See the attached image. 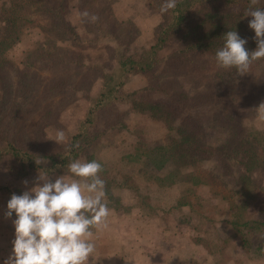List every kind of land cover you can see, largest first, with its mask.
Here are the masks:
<instances>
[{
    "label": "rangeland",
    "instance_id": "rangeland-1",
    "mask_svg": "<svg viewBox=\"0 0 264 264\" xmlns=\"http://www.w3.org/2000/svg\"><path fill=\"white\" fill-rule=\"evenodd\" d=\"M155 1L64 0L62 17L74 33L68 36L49 20L48 0H0V67L4 65L7 75L0 77V90L6 95L5 84L10 83L8 98L0 101L7 103L0 136L36 152L60 149L67 136L81 128L102 71L117 72L113 47L137 55L155 42L161 20ZM85 10L99 17L98 40L92 37L90 18L80 15ZM251 19L245 16L248 24ZM53 25L58 35L52 32ZM249 30L254 37V30ZM177 47L170 44L159 51L161 60H155L146 72H117L121 92L144 85L155 89L176 84L192 96L202 88L200 81L206 74L181 76L182 66L174 68L177 60L169 55ZM263 60H257L252 73L240 80L220 82L211 97L206 95L194 110L195 133L205 145L228 152L230 147L235 150L239 139L240 145H253L256 162L246 178H241L245 156L239 158L233 152L227 166L216 157L187 166L174 163L157 148L170 142V130L146 113L130 110L122 113L124 126L94 130L101 133L77 159L101 163L100 177L110 183L107 190L112 194L108 197L106 193L109 227L93 229L96 264H264V231L242 225L245 220L264 218V109L259 107L264 103ZM23 66L31 67L24 77L31 88L16 95L14 87L21 74L17 69ZM12 94L19 97L20 109L9 126L14 113ZM58 130L65 134L63 142H56ZM187 172L201 182L186 179ZM15 174L0 165V185L9 187V193L0 190V264L11 254L15 234V214L4 217L7 202L12 194L26 190L22 181L34 187L32 181L38 175ZM180 200L184 204L177 208Z\"/></svg>",
    "mask_w": 264,
    "mask_h": 264
},
{
    "label": "trees",
    "instance_id": "trees-1",
    "mask_svg": "<svg viewBox=\"0 0 264 264\" xmlns=\"http://www.w3.org/2000/svg\"><path fill=\"white\" fill-rule=\"evenodd\" d=\"M34 2L36 3V1ZM48 3L50 5L46 11L50 17L49 20H53L61 32L68 36L71 34L74 36L72 25L62 17L66 10L64 0H48ZM153 3L154 7L160 11L165 0H157ZM249 5L250 0H176L173 9L167 13H160L161 20L155 29V42L147 49L136 55L127 53L126 50L117 46L113 47L111 54L117 72L133 74L148 71L155 60H161L159 51L176 43L178 47L170 53L169 58H172L173 61L177 60L178 64L174 67L175 69L182 66L180 75L187 76V74H198L199 72L203 75L206 74L205 79L200 81L204 86L194 90L192 96L189 93L191 91L180 85L176 87V84L170 86L164 84L155 89L149 85H144L137 89H131L127 93H122V80L117 79L115 75L117 72L113 69H111L113 71L110 70L111 72L102 71L98 92L94 98H89L86 116L80 122L81 128L72 134L70 133L60 149L51 152H36L21 148L0 136V165H7L8 170L16 173L17 177L37 174L45 171V169L52 175L56 174V178L68 176L70 175L68 164L85 152L101 132L116 126H124L121 118L122 113L133 110L146 113L151 118L163 122L170 130V142L165 146L159 145L157 148L158 151L164 150L163 154H167L174 163H186L187 166L196 160L204 158L214 160L216 157L220 158L221 163L227 166L228 162L226 161L231 156L230 152H233L239 154V158L245 156L241 178H246L256 162L253 145L248 146L244 142L240 145L239 139L238 142L236 141L238 144L235 150L230 147L229 152L228 150L224 151L223 147L215 148L211 145H205L199 141L195 133L198 120L194 110L197 104L206 98V95L211 97V93H214L220 82L232 81L236 77L240 80V77L252 73L251 70L256 61L252 63L248 74L237 76L234 69L229 71L218 67L215 60L216 51L224 45L223 35L229 30H236L241 38L247 40L245 47L249 52L256 49V42L250 33L248 21L245 20L244 16ZM258 6L264 8L262 4ZM98 21L91 22L93 27L90 29L93 33L92 37L96 40L101 38L96 31L101 27L97 24ZM100 23L103 25L102 22ZM52 32L58 35L56 27ZM53 44L55 45V43ZM41 54L51 56L52 53L51 51H41ZM3 67L4 65H1L0 69ZM17 70L21 74L14 87L16 95L31 88V83L24 78L28 76L31 67L23 66ZM0 77L1 79L7 77L4 69ZM9 87L10 83L7 81L5 91L8 95L0 90V101L4 97L8 98ZM17 98L19 97H14L12 94L11 100L15 108L13 105L14 113L11 115L9 126L15 111L20 109ZM0 104L1 135L5 129L2 118L6 110L4 105L7 103L2 101ZM102 118L105 125L102 123ZM96 128L101 132L94 131ZM101 178L105 181V191L108 197H112L110 191L107 190L110 183L105 180V177ZM186 179L194 184L200 183L202 180L193 172H187ZM0 190L9 193V187L6 185H0ZM178 202L176 203L177 208L178 206L182 207L184 201ZM242 225L248 226L249 229L255 228L264 231V218L245 220Z\"/></svg>",
    "mask_w": 264,
    "mask_h": 264
},
{
    "label": "clouds",
    "instance_id": "clouds-1",
    "mask_svg": "<svg viewBox=\"0 0 264 264\" xmlns=\"http://www.w3.org/2000/svg\"><path fill=\"white\" fill-rule=\"evenodd\" d=\"M261 0H250L244 16H250L249 28L254 30L256 49L249 52L247 40L236 30L227 31L224 45L215 53L218 67L235 70L237 76L248 74L254 61L264 59V8ZM176 0H165L161 13H167ZM92 22L99 17L88 11L80 13ZM260 108L264 109V103ZM65 134L58 130L56 142H63ZM102 164L96 160L75 159L68 164L70 175L52 179L45 169L38 172L25 191L12 194L4 213L6 219L15 214L12 221L15 234L12 252L3 264H96L94 232L109 227L111 209L108 206L105 181L100 177Z\"/></svg>",
    "mask_w": 264,
    "mask_h": 264
}]
</instances>
